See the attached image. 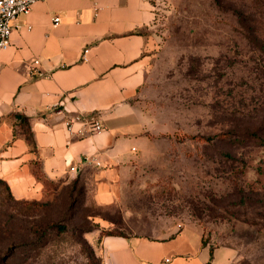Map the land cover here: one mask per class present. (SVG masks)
Returning <instances> with one entry per match:
<instances>
[{
  "label": "rangeland",
  "instance_id": "rangeland-1",
  "mask_svg": "<svg viewBox=\"0 0 264 264\" xmlns=\"http://www.w3.org/2000/svg\"><path fill=\"white\" fill-rule=\"evenodd\" d=\"M152 2L151 64L129 113L142 141L117 202L98 204L87 172L47 181L38 201L0 183L16 238L0 264H101L99 225L152 239L198 226L234 264H264V0ZM51 221L63 231L30 244V223Z\"/></svg>",
  "mask_w": 264,
  "mask_h": 264
},
{
  "label": "crops",
  "instance_id": "crops-1",
  "mask_svg": "<svg viewBox=\"0 0 264 264\" xmlns=\"http://www.w3.org/2000/svg\"><path fill=\"white\" fill-rule=\"evenodd\" d=\"M154 19L152 0H43L17 17L0 52V176L17 198L41 199L45 179L87 172L96 202H117L142 141L129 113L151 64ZM16 114L29 120L34 146ZM87 114L105 129L70 133L69 119ZM100 256L102 264H234L233 249L204 243L190 225L160 239L104 235Z\"/></svg>",
  "mask_w": 264,
  "mask_h": 264
},
{
  "label": "built area",
  "instance_id": "built-area-1",
  "mask_svg": "<svg viewBox=\"0 0 264 264\" xmlns=\"http://www.w3.org/2000/svg\"><path fill=\"white\" fill-rule=\"evenodd\" d=\"M43 0H0V52L11 44V37L15 28L14 21L19 15H26L33 5ZM61 18L56 15L53 18L54 25L60 22ZM32 72L39 73L37 65L39 60H34ZM80 122L82 126L75 130L74 123ZM67 129L70 133L85 134L86 132H101L105 129L104 124L95 114L77 115L69 119Z\"/></svg>",
  "mask_w": 264,
  "mask_h": 264
},
{
  "label": "trees",
  "instance_id": "trees-1",
  "mask_svg": "<svg viewBox=\"0 0 264 264\" xmlns=\"http://www.w3.org/2000/svg\"><path fill=\"white\" fill-rule=\"evenodd\" d=\"M15 116L20 120L19 122L21 123V130H20L21 133L25 136V139L27 140L29 145L34 146L35 145L34 144V138H33V133H32L30 126H29V120L27 119L26 116H23L21 114H16ZM200 138H203V137H200ZM216 138L218 139V135L211 137V138H205V139H208V140L211 139L212 140V139H216ZM37 177L42 178L43 175L37 174ZM47 181H49V180L45 179V183H47ZM0 183H4L6 185V187L8 188L10 195L18 201L19 200L20 201L21 200H25V201H29V200L38 201L39 200V199H34V198H17L14 195V193H13L10 185L8 184V182L4 178H2L1 176H0ZM34 204L39 205L38 202H34ZM11 217H12V215L9 216L7 219H4L3 215H2V210L0 209V260L2 263H3V249L9 253L8 256L5 258V261H7L9 259V257L11 256L10 254H12V252L14 253V246L16 245L15 242H13V240H16V238L14 237L15 231L12 228V225L10 224V218ZM32 223H30L31 225L28 227V234L29 233L31 234V236H29L30 239L28 240L30 244L37 243V242L41 241L43 236L47 233L48 229H53L55 227H58L59 231H63V229H64V226H60L59 224H57L54 221H51L50 223L46 224L43 227L36 225V224H32ZM97 229L99 230V233H100V242H101V237L104 235H124V234H120V233H111V232H107V233L102 234V232L105 230V228L101 227L100 225L97 226L94 230H97ZM86 231H91V228L86 230ZM34 237H36L35 240H34ZM93 254H92V256L96 255L95 253H93ZM100 261L102 264L101 258H100Z\"/></svg>",
  "mask_w": 264,
  "mask_h": 264
}]
</instances>
